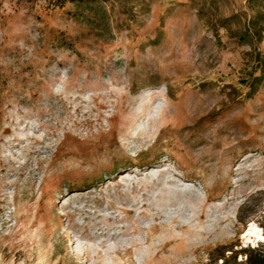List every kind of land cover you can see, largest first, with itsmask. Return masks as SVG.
Instances as JSON below:
<instances>
[{"label": "rangeland", "instance_id": "obj_1", "mask_svg": "<svg viewBox=\"0 0 264 264\" xmlns=\"http://www.w3.org/2000/svg\"><path fill=\"white\" fill-rule=\"evenodd\" d=\"M0 264H264V0H0Z\"/></svg>", "mask_w": 264, "mask_h": 264}, {"label": "trees", "instance_id": "obj_2", "mask_svg": "<svg viewBox=\"0 0 264 264\" xmlns=\"http://www.w3.org/2000/svg\"><path fill=\"white\" fill-rule=\"evenodd\" d=\"M84 0H54V4L56 6H63L65 3H77V2H82Z\"/></svg>", "mask_w": 264, "mask_h": 264}]
</instances>
